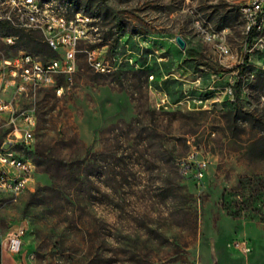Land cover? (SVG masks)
I'll return each mask as SVG.
<instances>
[{"label": "rangeland", "instance_id": "obj_1", "mask_svg": "<svg viewBox=\"0 0 264 264\" xmlns=\"http://www.w3.org/2000/svg\"><path fill=\"white\" fill-rule=\"evenodd\" d=\"M57 1L97 34L54 86L2 96L35 123L15 149L32 184L0 193V236L25 228L23 264H264V28L248 41L238 9L252 0ZM94 48L108 74L86 62ZM21 53L0 40V59Z\"/></svg>", "mask_w": 264, "mask_h": 264}, {"label": "built area", "instance_id": "obj_2", "mask_svg": "<svg viewBox=\"0 0 264 264\" xmlns=\"http://www.w3.org/2000/svg\"><path fill=\"white\" fill-rule=\"evenodd\" d=\"M241 17L246 21V35L249 32H259L264 27V0H252L239 6ZM0 22L7 23L23 32H38L44 44L54 57L45 59L35 54L21 53L14 58L0 59V122L5 129V139L0 142V193L16 197L22 194L32 184L33 165L28 159L17 155L16 148L26 149L32 141V129L35 119L34 112L27 108H18L11 100L2 96L12 93L20 97L30 89L52 87L58 77H65L75 70V56L79 52L81 42H94V25L79 20L76 16H60L48 13V9L35 4H25L20 0H0ZM196 33H203L196 27ZM221 34L212 37L217 41L213 49L220 64L229 62L227 45L222 42ZM204 34V33H203ZM6 46L14 45L16 36L5 35L0 38ZM88 65L98 74H108L107 62L97 56V49L84 52ZM230 94V90H228ZM14 98V97H13ZM9 143L6 150L2 146ZM192 157V156H190ZM182 174L186 175L188 166L180 163ZM205 164L195 162L192 176L196 180L202 178ZM25 228L18 226L0 236V264H23L20 258L22 239ZM242 252L248 249L239 243L231 245Z\"/></svg>", "mask_w": 264, "mask_h": 264}, {"label": "trees", "instance_id": "obj_3", "mask_svg": "<svg viewBox=\"0 0 264 264\" xmlns=\"http://www.w3.org/2000/svg\"><path fill=\"white\" fill-rule=\"evenodd\" d=\"M92 16H97L96 14ZM227 16H223L221 19L220 24L218 25V30H221L223 28H226V25L228 24V21H226ZM0 29L4 31H12L14 32V35H16V41L17 40H23L24 43L29 46V49L31 52L35 55H41L43 57L52 58L54 57L53 52L47 48V46L44 44L42 36L38 32L30 31V32H23L20 30H17L13 26L7 23H1L0 22ZM9 35V34H7ZM12 36V35H9ZM253 32H249L247 34V40L250 41L252 39ZM240 71L242 72L244 69L241 66H238Z\"/></svg>", "mask_w": 264, "mask_h": 264}, {"label": "bare ground", "instance_id": "obj_4", "mask_svg": "<svg viewBox=\"0 0 264 264\" xmlns=\"http://www.w3.org/2000/svg\"><path fill=\"white\" fill-rule=\"evenodd\" d=\"M20 1H22L25 4H35V5L39 6L40 8L48 9V13H53L54 15L67 16L69 12H75V11H77V10H74V8L71 6V4H68L66 2H59L57 0H20ZM240 12H241V10H240ZM73 16H76V15H73ZM76 17L79 20L87 21L88 24H89V20L87 18H84L82 16L81 17L76 16ZM245 24H246V21H245ZM245 28H246V26H245ZM263 28L264 27H259V32ZM96 34H97V28H94V42H95V35ZM228 53L229 52L227 50V55H228ZM17 196L18 195H16V197Z\"/></svg>", "mask_w": 264, "mask_h": 264}, {"label": "water", "instance_id": "obj_5", "mask_svg": "<svg viewBox=\"0 0 264 264\" xmlns=\"http://www.w3.org/2000/svg\"><path fill=\"white\" fill-rule=\"evenodd\" d=\"M173 42H174V44L177 46V48L179 49V50H183L184 49V46H185V44H184V42H183V40L181 39V37L180 36H175L174 38H173ZM9 143H5V144H3V146H2V150H6L8 147H9Z\"/></svg>", "mask_w": 264, "mask_h": 264}]
</instances>
